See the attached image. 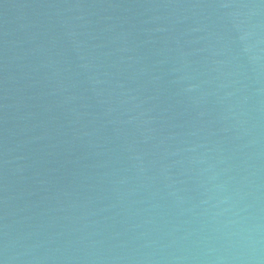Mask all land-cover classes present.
Here are the masks:
<instances>
[{
    "label": "water",
    "instance_id": "95a60500",
    "mask_svg": "<svg viewBox=\"0 0 264 264\" xmlns=\"http://www.w3.org/2000/svg\"><path fill=\"white\" fill-rule=\"evenodd\" d=\"M0 264H264V0H0Z\"/></svg>",
    "mask_w": 264,
    "mask_h": 264
}]
</instances>
